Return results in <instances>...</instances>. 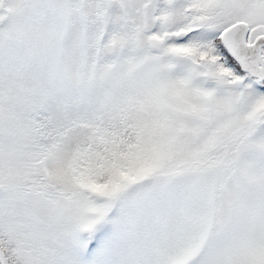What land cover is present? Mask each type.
Returning a JSON list of instances; mask_svg holds the SVG:
<instances>
[{"label": "snow or ice", "instance_id": "snow-or-ice-1", "mask_svg": "<svg viewBox=\"0 0 264 264\" xmlns=\"http://www.w3.org/2000/svg\"><path fill=\"white\" fill-rule=\"evenodd\" d=\"M0 264H264V0H0Z\"/></svg>", "mask_w": 264, "mask_h": 264}]
</instances>
